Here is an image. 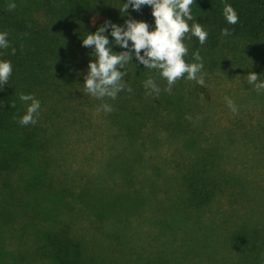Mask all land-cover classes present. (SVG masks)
I'll return each mask as SVG.
<instances>
[{
	"label": "rangeland",
	"instance_id": "obj_1",
	"mask_svg": "<svg viewBox=\"0 0 264 264\" xmlns=\"http://www.w3.org/2000/svg\"><path fill=\"white\" fill-rule=\"evenodd\" d=\"M21 2L28 5L22 8L24 16L43 25L72 16L67 0ZM93 2L89 24L94 26L110 21L126 27L128 19L144 20L150 30L155 26L148 5L140 11L129 5L122 14L119 7L125 0ZM105 34L113 51L124 50L114 42L110 27ZM78 37L75 32L63 36L72 54L64 65L61 91L39 100L38 135L54 138L49 152L56 163L42 164L35 150H23L11 178L14 191L0 178V264L48 261L43 238L66 221L89 243V253L102 254L106 264H238L240 226H259L264 237V92L258 94L247 80L250 71L264 79V44L225 37L214 54L200 52L205 86L184 78L169 94L166 81L152 70L148 76L161 88L158 97L143 90L138 98L124 90L115 100H99L84 90V76L95 57L92 48L76 42ZM192 53L186 57L189 62ZM135 69L133 61L126 66L129 86ZM225 97L235 102L237 113ZM148 102L157 104V112L140 130L142 148L131 132L134 116H148L135 110ZM104 103L113 111L104 112ZM20 104L26 111L28 105ZM180 116L197 130L193 137L168 126L167 120ZM155 117L161 128L155 132L156 144L149 139ZM202 148L219 154L217 164L237 178L236 185L200 208L183 206L176 203L180 174L195 163ZM40 181L58 192L65 186V197ZM242 189L246 194L236 193ZM245 264H264V251Z\"/></svg>",
	"mask_w": 264,
	"mask_h": 264
},
{
	"label": "trees",
	"instance_id": "obj_2",
	"mask_svg": "<svg viewBox=\"0 0 264 264\" xmlns=\"http://www.w3.org/2000/svg\"><path fill=\"white\" fill-rule=\"evenodd\" d=\"M70 5L72 16L64 21L52 25H43L38 21L24 16L25 6L21 0H16V8L9 10V0H0V31L8 33L9 47L0 49V59L10 60L12 63V75L8 84L0 88V178L6 188L14 191L15 185L11 181L12 174L17 169L21 160V153L24 150L36 151L39 162L42 164L56 163V158L49 152L50 146L54 143L53 137L41 138L38 135L39 121L35 124L21 126L18 123L19 117L25 114L20 104L19 94L26 92L34 94L38 100H44L51 95L60 92V81L64 73V65L71 59L72 49L65 47L63 36L66 32H75L79 37L76 42L80 45L86 35L95 32L98 26L89 24V17L94 9L93 0H67ZM225 3L231 4L237 11L239 22L235 25L227 23L223 16ZM192 15L196 21L201 23L208 32V39L204 45H200L194 36L186 39L185 43L189 51L199 50L202 53L214 54L217 48L221 49L222 38L227 37L238 43V40L264 44V0H195L192 5ZM190 24L192 21L189 22ZM223 28H229L231 35L223 36ZM190 35V34H189ZM232 48L231 42L228 43ZM259 48V45L257 46ZM16 52L13 55L12 49ZM236 55L237 52H233ZM143 54V52L141 53ZM132 61L135 65V73L130 79V87L133 89L130 96L142 98V91L146 90L142 81L148 79L152 71L139 62L133 50ZM15 107H11L12 103ZM157 104L142 103L141 108L134 113H146L148 116L137 117L135 127L132 129V140L143 148L145 140L141 137L140 130L157 112ZM55 111V108L51 112ZM152 130L149 132V139L156 144L158 137L155 134L161 128L160 121L154 118ZM167 120V119H164ZM168 123L173 131L189 133L191 137L197 131L191 126L188 119L182 116L177 117ZM190 127L193 128L192 131ZM195 131V132H194ZM185 133V134H186ZM184 136V134L182 135ZM195 163L185 168L180 174L178 181V199L183 206L200 208L210 204L214 198L226 194V187H234L237 178L228 174L227 170L217 164L219 154L213 149L202 148L197 151ZM40 154V157H39ZM231 176V177H230ZM240 185L245 186V183ZM40 186L46 188L62 197L63 191H56L50 183L40 181ZM237 194H246L242 189ZM241 229L236 232L237 240L243 245L236 246L238 249V264H245L248 259L258 258L264 251V237L261 229L256 225L243 223ZM45 246L42 264H106L107 259L102 254H90L89 243L73 233L71 225L66 221L61 224L59 230L51 232L44 238ZM245 243V244H244ZM43 255V254H42Z\"/></svg>",
	"mask_w": 264,
	"mask_h": 264
},
{
	"label": "clouds",
	"instance_id": "obj_3",
	"mask_svg": "<svg viewBox=\"0 0 264 264\" xmlns=\"http://www.w3.org/2000/svg\"><path fill=\"white\" fill-rule=\"evenodd\" d=\"M195 0H125L119 7L122 14H126L129 5L140 11L141 7L148 5L152 9L155 26L151 28L144 20L128 19L125 26L106 21L95 32L89 33L82 39L84 47L92 48L94 60L89 61L87 74L84 76L85 92L99 100L109 98L115 100L121 91L127 90L132 93L133 89L126 83V66L132 62L133 50L136 59L145 68L156 70L159 76L166 81L164 89L169 94L173 86L181 79L195 81L198 85L205 86L204 61L200 51L192 53V62L186 60L189 47L186 39L196 37L200 45H204L208 39V32L203 25L196 21L192 15V5ZM9 10L16 8L15 3L8 5ZM223 16L230 25L239 22L237 11L231 4L225 3ZM192 21L190 24L189 22ZM111 28V37L114 42L123 48V51H113L109 37L105 34L106 29ZM190 34V35H189ZM223 36L231 35L229 28H223ZM8 33L0 31V49H7L9 41ZM131 41V45H129ZM16 49H12L14 55ZM143 52V54H141ZM12 63L10 60L0 59V88L8 84L12 75ZM248 83L253 85L259 94L264 92V79H259L258 74L250 71L247 74ZM144 88L148 95L155 94L157 97L161 88L153 77L144 81ZM19 99L27 104L26 112L18 119L21 126L35 125L38 122L41 103L34 94L20 93ZM228 108L235 114L238 112L235 102L225 97ZM30 102V103H29ZM15 107V103L11 104ZM104 112H111V105L102 104ZM191 119V117H188Z\"/></svg>",
	"mask_w": 264,
	"mask_h": 264
}]
</instances>
